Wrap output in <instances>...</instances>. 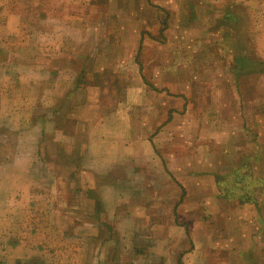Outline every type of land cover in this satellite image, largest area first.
<instances>
[{
  "label": "crops",
  "instance_id": "0c3cea01",
  "mask_svg": "<svg viewBox=\"0 0 264 264\" xmlns=\"http://www.w3.org/2000/svg\"><path fill=\"white\" fill-rule=\"evenodd\" d=\"M82 1L94 7V13L86 15V24L82 19L78 25L75 19L77 26H74V31L71 24L64 26L66 33L70 30L74 33L71 58L75 61L60 73L65 76H59L56 88L64 87L61 94L68 98V95L74 93V89H78L76 82L86 65L91 63L94 66L95 58L106 55L103 50L110 38L108 20L102 15L106 13V6L111 15L127 17L119 23L118 34L120 39H126V34L133 39L132 50L126 61L130 63L132 75H138L133 87L140 91L158 88L156 93L162 97L161 111L168 113L172 110L177 118L171 119L168 115L165 120L152 123L151 126L158 128L156 132L146 138L140 137L139 141L133 134L132 122L121 121L119 117H115L114 112L109 114L112 119L102 118L88 122L85 126L82 120H77L84 139H81L82 134L78 136L77 125L73 126L72 131L63 126L65 132L70 134L62 133L57 142L65 145V151L62 152L65 160L79 162L81 175L89 177L82 181L78 189L80 194L76 195L77 190H73V196H70L72 203L65 205L70 209V215H66L67 210L64 214L56 212L60 204L56 203L57 199H52L55 196H45L37 202L34 186L25 182L29 170L24 161H16L19 154L15 155V160H10L8 152L2 150L0 264H74V261L75 264L204 262L205 259L200 256L208 254L209 257V252L205 251L207 249H197L195 236L186 224L189 220L180 219L179 208L184 207L189 189L186 187L184 174L177 170L185 165L186 160L190 162L189 168L194 173L192 178L196 179L194 186L202 191L205 187L201 181L202 175H213L218 168L225 166H232L236 170L235 166L241 161L259 162L264 159V136L257 130L251 132L249 127L250 122H261L260 115L263 111L256 104L262 94H256L259 92L258 88L246 93L249 88L243 87L246 79L259 78L260 75L256 72L253 75H227L223 60L219 59L215 63L210 58L209 51L204 52L203 42L196 38L185 40L179 35L176 44L172 46L168 38L160 40L159 29L155 32L147 28L145 37L139 34L137 40V18L143 16L146 19L145 16L157 9L168 13L169 8H172L170 0H106V4L94 0ZM221 18L225 21L230 15L226 12ZM155 22L160 28L162 20L155 19ZM186 22L187 26L191 24L189 18ZM121 44L125 46V40ZM144 50L149 55L146 56L145 66L140 59V52ZM217 50L219 53L215 54L224 56L225 51L222 52L219 48ZM113 57L109 55V60L113 61ZM122 60H116V63H125V59ZM262 60L250 58L252 64ZM174 85L178 87L175 91L172 89ZM250 95L254 97L253 100ZM252 102L255 106L249 105ZM196 105L201 107L197 108ZM118 109L120 110L119 107ZM183 110L186 112L185 118L181 114ZM172 128L183 132L192 129L193 133L187 140L189 136H172ZM173 145L182 149L180 153H176V157L172 154L173 151L167 154L161 152ZM169 158L175 160L176 168L172 167ZM12 166L16 167V175L11 172ZM72 173L76 174H57L70 176ZM208 189L214 194H208L202 200H205L203 204L208 208L207 214L213 215L220 210V205L215 199L216 187L210 186ZM89 191H93V197ZM233 201L232 206H225V221L213 228V233L217 236L224 232L226 240L230 241L228 253L225 254L230 264L239 262L236 257L240 259V264H251L254 258L256 264H259L264 252V191L257 193L252 199L238 194ZM97 207L100 208L99 211ZM75 211L81 215L79 219L82 225L96 227L91 237L98 242L90 249H87L84 242L86 238L92 239L88 233H83L82 237L62 226V218L73 219L71 213ZM231 218L232 222L239 224L238 230L223 226L230 225ZM211 230L209 227V234ZM173 233L180 238L187 235L191 247L169 249L167 240ZM197 237L199 241L204 240L199 233ZM78 239L81 248L75 247L74 241ZM236 240H239V244ZM213 248L210 244V249ZM84 250L85 257L79 261L75 253Z\"/></svg>",
  "mask_w": 264,
  "mask_h": 264
},
{
  "label": "rangeland",
  "instance_id": "374dc122",
  "mask_svg": "<svg viewBox=\"0 0 264 264\" xmlns=\"http://www.w3.org/2000/svg\"><path fill=\"white\" fill-rule=\"evenodd\" d=\"M94 1L106 4V0ZM170 2L172 8H169L168 13L166 10L157 9L156 12H150L145 16L147 20L143 16L137 18L135 24L137 40L139 34L140 36L146 34L147 28L155 32L159 29L160 40L168 38L172 46L176 44L179 35L185 40L196 38L203 42L204 52L209 51L210 58L215 63L219 59L223 60L227 75H253L254 72L260 75L259 78L246 79L243 87L249 88L246 93L258 88L259 92L256 94L263 95L257 99L256 104L260 105L259 109L263 111L260 115L261 122L259 124H257L259 120L250 122L249 127L251 132L257 130L264 136V0H170ZM93 9L94 7L82 0H0V154L2 150L7 151L10 160H15V155L19 154L16 161H24L25 167L29 170L25 182L34 186L37 202L45 196L46 198L55 196L56 198L52 199H57L56 203L60 204L56 212L64 214L67 210L66 215H70L67 206L72 203L70 196H73V190H77L76 195H79L78 189L82 181L89 177L81 175L79 162L65 160L62 153L65 151V145L61 146L57 142L59 137H62L61 134L66 133L63 126L72 131L73 126L77 125L78 136L82 134L81 139H84V133L82 129L80 130L77 120H82L85 126L88 122L108 118L109 114L114 112L115 117H119L121 121L132 122L133 134L139 141L140 137L146 138L156 132L158 128L156 129L155 125L151 126L152 123H159L168 115L171 119L177 118L172 110L168 113L165 110L161 111L162 97L156 93L158 88H145L144 91H140L133 87L138 75H132L130 63L126 62L132 50L133 39L127 34L126 39H120L118 34L119 23L127 17L111 15L106 6L104 8L106 13L102 14L109 24L110 38L103 50L106 55L95 58L93 67L91 63L86 65V69L79 73L76 82L78 89H74L72 95L67 94L68 98L61 94L64 87L56 88L59 85V76H65L60 73L64 72L66 67H71L75 61L71 58L74 51L72 45L75 40L74 33H71V30L66 33L64 26L69 23L74 31V26L80 25L82 19L86 24V15L94 13ZM226 12L230 18L224 21L221 15ZM187 18L191 22L189 26L186 25ZM75 19L77 24L74 22ZM155 19L162 20L160 28ZM123 40L125 46L121 44ZM218 48L222 49V52L225 51L224 56L215 54L219 53ZM140 54L145 66L146 56L149 55L145 50ZM109 55L114 56L113 61L109 60ZM249 57L263 60L252 64ZM123 58L125 63H116V60L123 61ZM99 67L101 69H96ZM176 86L172 87L174 91L178 88ZM250 99L253 100L254 97L250 95ZM249 105L255 106L253 102ZM185 113L184 110L181 112L183 118L186 117ZM120 114L124 116L121 117ZM171 130L172 136L180 138L189 136L187 140L193 133L192 129L185 132L177 128ZM181 150L180 147L173 145L162 149L161 152L167 154L173 151L172 154L176 157V153H180ZM168 161L176 168L174 159L169 158ZM189 167L190 162L186 160L185 165L177 170L184 174V181L189 189L184 207L179 208L180 219L189 220L186 224L195 236L197 249H207L205 251L210 254L209 257L208 254L200 256L201 259H205L204 262L195 263L230 264L225 255L228 253L230 241L226 240L224 232L215 236L213 228L225 221L224 208L233 205L234 196L239 194L246 199H252L257 193L264 191V159L259 162L241 161L235 166L236 170L232 166H225L218 168L213 175H202L201 181L205 186L202 191L194 186L196 179L192 178L194 173ZM12 168L11 172L16 175V167ZM58 172L76 174L65 176L57 174ZM210 186L216 187L215 199L220 205V210L213 215L207 214L208 208L203 204L205 200H202L208 194H214L209 191ZM63 189L66 190V196L64 192H57L64 191ZM89 194L94 196L93 191H89ZM76 195L74 197H77ZM99 210L97 207V211ZM71 215L74 216L73 219L62 218V226L72 229L75 234L79 233L82 237L83 233L85 235L88 233L91 237L96 227L82 225L79 219L81 215L76 211ZM232 220L231 218L230 225L223 226L238 230L239 224ZM209 227L212 229L211 234L208 232ZM197 233L204 239L203 241L198 240ZM91 238L84 241L87 249L98 242ZM74 243L75 247L81 244L79 239ZM236 243L239 244V240H236ZM210 244L213 249H210ZM167 246L169 249L180 250L191 247L187 235L184 234V237L180 238L176 233L167 240ZM85 253L84 250L75 253V256L80 261L85 257ZM236 258L239 261L237 264H240V259ZM260 260L259 264H264V252ZM251 264H256L255 258Z\"/></svg>",
  "mask_w": 264,
  "mask_h": 264
}]
</instances>
